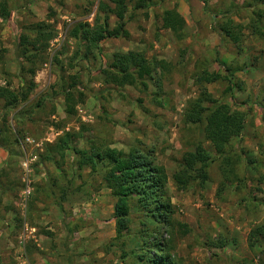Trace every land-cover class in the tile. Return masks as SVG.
Instances as JSON below:
<instances>
[{"label":"rangeland","instance_id":"rangeland-1","mask_svg":"<svg viewBox=\"0 0 264 264\" xmlns=\"http://www.w3.org/2000/svg\"><path fill=\"white\" fill-rule=\"evenodd\" d=\"M101 1L9 0L11 19L0 18V83L10 81L15 90L31 81L26 73L20 74V65L29 67L17 58L21 33L38 22L50 23L56 30V39L46 54V65L41 66L34 79L36 90L28 103L6 116L12 132L4 142L10 150L1 148L7 159L0 164V188L7 190L6 197L15 206L9 213H3L0 207V217L8 216L1 223L0 264H47L48 259L56 256L69 264H142L138 258L145 250L141 225L147 223L151 231L157 226L131 202L130 230L117 239L116 200L103 172L79 170L76 156L71 154L57 167L41 160L47 145L55 144L68 129L79 131L82 125L86 128L84 140L74 143L79 149L88 148L90 140L126 154L135 148L152 151L157 164L166 168L169 177L166 191L175 214L174 225L164 232L163 239L172 245L171 256L178 264H264V244L255 242L251 236L252 230L264 223V185L258 182L264 175V30L255 28L253 32L249 27L256 19L253 13L264 12V5L258 0H166L164 4L154 0L145 10H130L127 16L130 41L106 40L101 45L102 56L87 58L84 48L79 49L69 33L78 22L92 24ZM166 9H176L186 20L182 42L160 28V18ZM219 14H226L245 27L241 44L227 41L219 46L212 30L214 16ZM115 21H110L112 28ZM59 35L62 39L57 41ZM129 51L173 66L164 81L163 108L153 102V86L145 94L128 87L104 85L99 72L102 60ZM57 57L64 63V73ZM224 66L235 73L236 103L225 94L227 81L211 84L208 90L234 112L248 113L244 139L233 140L232 167L222 166L217 160L210 168L211 180L204 189L194 186L180 192L172 177L185 153L202 143L218 159L211 144L205 141L202 127L183 123L187 102L199 96L194 76L202 70L226 76ZM75 75L85 102L77 107L76 116L68 117L62 92ZM20 110L26 115L14 119ZM3 119L0 101L1 129ZM27 138L39 147L28 145ZM28 156L32 159L33 194L28 204L23 205L22 163ZM56 159L59 161L58 156ZM250 160L253 164L249 165ZM222 167L227 172L233 170L228 180ZM236 177L241 183L236 184Z\"/></svg>","mask_w":264,"mask_h":264},{"label":"trees","instance_id":"trees-1","mask_svg":"<svg viewBox=\"0 0 264 264\" xmlns=\"http://www.w3.org/2000/svg\"><path fill=\"white\" fill-rule=\"evenodd\" d=\"M8 1L0 0V18L3 21H9L12 16V11L7 6ZM153 1L102 0L98 5L93 23H76L71 28L69 37L79 49L84 48V55L87 58L94 59L96 55L100 57L102 56L101 45L106 40L123 39L130 41L132 39V35L127 30V16L130 10L133 12L145 10ZM165 1L159 0V3L164 4ZM258 2L264 5V0H258ZM202 3L206 10L205 1ZM130 6L133 9H130ZM253 14L256 19L251 21L250 29L253 32L255 28L264 30L262 23L264 12L257 11ZM214 17L212 30L219 39V46L226 45L227 41L236 45L241 44L245 27L235 23L226 14H219ZM224 18L226 19L222 21ZM112 19L116 20L114 28L110 25ZM160 22L161 30L171 32L178 42L185 40L186 20L176 9L164 10ZM55 39L56 30L53 25L47 22L29 25L19 36L16 50L17 58L29 66L20 65V74L26 73L31 81L19 87L18 90L12 88L10 81H7L5 85L0 83V101L3 102L5 115L4 127L0 128V148L10 150L4 143L12 132V127L6 116L30 100L37 88L34 79L41 66L46 65V54ZM56 61L64 73V63L58 57ZM0 62H2L1 52ZM224 69L227 72L226 76L220 72L209 70H202L194 76V84L198 88L199 96L187 102L183 113V123L195 128L202 127L204 139L211 144L218 159H215L202 143H198L194 151L185 153L179 169L172 177L174 186L180 192L188 191L194 186L204 189L211 180L210 168L217 160L221 161L222 166L232 167L231 153L233 148H231V143L235 138L241 139L246 130L248 113L234 112L230 105L215 99L208 90V86L211 84L227 81L229 86L225 94L236 103L233 95L235 73H232L225 66ZM172 71L173 66L170 63L157 58L149 59L144 53L135 51L114 53L109 59L102 60L99 70L106 86L117 89L128 87L145 94L149 93L151 86H153L155 88V92L152 93L153 102L159 108L165 106V100L162 97L165 95L164 81ZM70 79V84H67L68 89L64 87L62 92L65 114L68 117L76 116L77 107L85 102V94L79 91V78L75 75ZM24 115L26 112L20 110L14 119L20 120ZM82 126L79 131H69L68 129L55 144L47 145L46 153L41 156V160L46 163H55L57 167L60 165V161L65 162L67 154H71L76 156L75 162L79 170L89 168L92 173L102 171L104 181L116 200L114 219L116 221L117 239H120L130 230L131 202H133L138 212L157 226L151 231L147 223H142L141 226L144 229L140 232V236L143 239L142 243L145 250L143 255L138 257L139 262L142 264H178L171 256L172 245L170 246L163 239L164 232L170 230L174 225L175 214V208L166 191L169 181L166 168L157 164L152 151L135 148L126 154L112 146L97 144L90 140L88 141V148L79 149L74 143L77 140H84L83 133L86 128L84 125ZM61 130H63L62 127ZM57 156L59 161L56 159ZM248 164H253V161H248ZM222 174L228 180V176L234 173L232 169L227 172L223 168ZM236 180V184L241 183V181L238 182L237 177ZM242 182L244 181L242 180ZM258 182L264 185V175L260 177ZM59 208L63 212L60 205ZM180 226L184 227L183 225ZM251 236L255 242L264 244V223L256 226L252 230Z\"/></svg>","mask_w":264,"mask_h":264},{"label":"built area","instance_id":"built-area-1","mask_svg":"<svg viewBox=\"0 0 264 264\" xmlns=\"http://www.w3.org/2000/svg\"><path fill=\"white\" fill-rule=\"evenodd\" d=\"M62 39V35H59L57 38L58 40ZM26 143L28 145H34L36 148L39 147L38 143H35V141H33L30 138L26 139ZM32 159L29 158V156L25 159V161L22 163V170H23V184H24V188H23V193H22V198L21 201L23 203V205H27L29 200L31 199V196L33 194V188H32V172H31V165L30 163Z\"/></svg>","mask_w":264,"mask_h":264},{"label":"crops","instance_id":"crops-1","mask_svg":"<svg viewBox=\"0 0 264 264\" xmlns=\"http://www.w3.org/2000/svg\"><path fill=\"white\" fill-rule=\"evenodd\" d=\"M243 139H244V137H243ZM234 142L235 141H233V143H231V146L234 144ZM236 146L237 145H235V148H236ZM6 159H7V154H6V152L5 151H3L1 148H0V164H2V163H4L5 161H6ZM6 195H7V190L6 189H4V191H2L1 190V188H0V207H1V210H3V213L4 212H8V211H10V209H11V207H14L15 206V203H12L7 197H6ZM54 211H56V213L55 214H57V209H55V208H53V212ZM9 213V212H8ZM5 218H6V220H7V218H8V216L7 217H0V230H1V228H2V225H1V223L2 222H5L6 220H5ZM3 229V228H2ZM44 242V241H43ZM57 245V251H60L61 249H60V244L58 243V244H56ZM57 258H50V259H48L47 260V262L49 263V264H69L68 263V260H65V262L62 260V258H61V260L60 259H58V256H56ZM51 261H52V263H51ZM47 263V264H48Z\"/></svg>","mask_w":264,"mask_h":264}]
</instances>
